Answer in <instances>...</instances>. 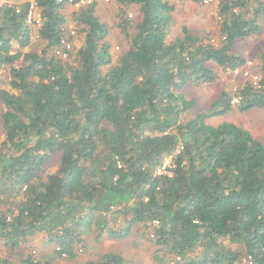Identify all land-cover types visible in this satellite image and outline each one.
I'll return each mask as SVG.
<instances>
[{"label":"trees","instance_id":"trees-1","mask_svg":"<svg viewBox=\"0 0 264 264\" xmlns=\"http://www.w3.org/2000/svg\"><path fill=\"white\" fill-rule=\"evenodd\" d=\"M10 1L0 3V264H58L55 258L86 248L91 230L122 239L133 228L155 245L157 264L175 257L179 264H234L245 255L264 264V144L234 124L205 122L226 115L233 97L241 112L264 108V47L259 88L246 81L234 93L221 90L187 122L181 118L194 100L180 93L217 81L208 64L245 65L232 48L259 33L264 6L219 2L225 40L215 47L185 28L167 42L174 10L167 0H116L126 37L123 9L136 6L141 17L113 59L96 5L74 13L83 26L76 48L62 14L69 7L38 0L43 23L35 33L44 46L36 52L27 50L25 10L16 14ZM54 155L59 166L44 176ZM166 157L169 173L158 176ZM38 236L53 259L28 253ZM83 264L125 260L109 253Z\"/></svg>","mask_w":264,"mask_h":264},{"label":"rangeland","instance_id":"rangeland-1","mask_svg":"<svg viewBox=\"0 0 264 264\" xmlns=\"http://www.w3.org/2000/svg\"><path fill=\"white\" fill-rule=\"evenodd\" d=\"M174 6V10L170 15V28L167 35V42L173 41L177 38H182V30L185 28L190 35L204 39L211 44V40L219 46V21L216 17L217 4H194L189 0H167ZM2 3V0H0ZM95 15L103 22L108 30L107 41L110 44V53L116 58L123 50L127 49V42L136 33V24L140 20V13L138 7H127L123 9V17L129 21L127 29V37L121 33L117 27L118 5L112 2L109 5H96ZM74 13L77 10L72 8H64L62 14L67 18L66 28L69 31H74L75 40L74 45L79 47L82 43L83 35L80 30L83 26L79 25L74 20ZM122 16V15H121ZM260 31L257 35L248 37L246 39L237 40L232 48V53L241 56L246 61L251 62L250 68L246 69L247 75L242 76L240 71L247 67L244 65L240 68L237 75H232V71L223 70L214 64L208 66L217 73V81L204 84L199 87L186 85L180 90L186 100H194V106L189 111L183 113L182 121L187 122L194 118L195 115L203 113L208 109L211 102L217 97L221 90H230L236 92L237 85L246 81L252 82V79H260L261 69L260 61L257 56L261 53L264 47V12L260 14L259 19ZM32 38L30 47L27 50L40 52L43 48L42 41L36 36L37 29L31 27ZM70 46L72 45L69 42ZM72 49V48H71ZM16 51V49H14ZM73 57V56H72ZM106 69H104L105 71ZM5 74V73H4ZM4 74H2L4 76ZM4 84H2L3 86ZM239 99L233 97L231 104L235 106L224 116L206 119L205 122L211 125H218L222 122L234 124L250 133V135L264 144V108L251 109L248 112H241L237 108ZM3 141V134L0 121V142ZM172 158V157H170ZM172 162L168 159V163ZM59 166V155H54L47 163L43 175L53 173ZM86 241V248L82 249L81 253L75 254V257L69 258L67 256L55 258L58 264H83L88 260H96L101 256L109 253H114L121 256L125 260V264H147L152 263L155 245L147 238V236L139 230L133 228L126 237L122 239H111L106 235L98 237L97 230H91L84 235ZM3 246L0 244V255L4 253ZM28 253L32 254L38 261H49L53 259L52 247L45 244L41 237L33 238L27 247ZM26 249V250H27ZM78 250V249H77ZM76 250V251H77Z\"/></svg>","mask_w":264,"mask_h":264},{"label":"built area","instance_id":"built-area-1","mask_svg":"<svg viewBox=\"0 0 264 264\" xmlns=\"http://www.w3.org/2000/svg\"><path fill=\"white\" fill-rule=\"evenodd\" d=\"M116 0H80V1H74V0H58V3H64L66 4L69 8H72L74 10H80L81 8H85L87 6L90 5H109L112 2H115ZM223 0H203L202 4L205 5H209V4H219V2H221ZM245 2L249 3V4H253L255 7L259 6V4L261 6H264V0H244ZM13 4L14 6V11L16 14L21 13L23 10H25L26 14H25V24L33 27L35 29H38L42 26L43 20H42V16H41V12L38 9V0H11L10 4ZM252 6L249 7V9L251 10ZM237 10H235L234 12H236ZM216 17L219 21H221V16L219 15V13L217 12ZM69 35L73 36L74 35V31H70ZM225 40L224 37L220 36L219 38V42ZM63 47H65L66 49L70 48V44L69 42H67L66 39H63V41L61 42ZM211 44L215 47H217V44H215L214 40H211ZM63 57L65 58L66 55L64 54ZM245 65L247 66L245 68V70L240 71V68L235 69L234 71L232 70V75H237L240 71L242 76H246L247 72L246 69L250 68L251 62H245ZM231 71V70H229ZM259 80H256V78L253 80L252 79V86L255 88H259ZM180 150V148H179ZM175 153H179L178 150L175 151ZM168 159H171L170 157H166L162 160L161 165L157 168L156 170V175H168V169L171 168L172 162H170V164L168 163ZM154 226H157V222H155L153 224ZM65 255H62V257H64ZM181 262L180 257H175L171 260H168V262L166 264H179ZM147 264H157V263H147ZM234 264H255V261L253 259V257L251 255H245L242 258H240L238 261H236Z\"/></svg>","mask_w":264,"mask_h":264}]
</instances>
